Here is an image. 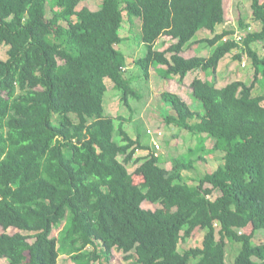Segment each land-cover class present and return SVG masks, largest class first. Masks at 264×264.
I'll return each mask as SVG.
<instances>
[{
	"label": "trees",
	"instance_id": "16d2710c",
	"mask_svg": "<svg viewBox=\"0 0 264 264\" xmlns=\"http://www.w3.org/2000/svg\"><path fill=\"white\" fill-rule=\"evenodd\" d=\"M230 1L101 0L92 10L89 0H0V47L9 46L0 59V260L58 264L68 255L73 264H113L117 250L134 264H229L232 243L240 245L234 264H264V242L253 241L264 232V95L253 94L264 57L252 46L264 39V0H249L262 28L250 32L241 20V40L216 32ZM125 15L141 20L146 54L136 64L147 79L155 68L182 83L189 72L216 71L236 49L255 67L251 85L195 77L188 89L201 111L178 92L161 93L165 122L200 139L171 169L155 148L136 156L149 146L125 129L129 119L118 116L116 131L117 118L105 114L106 78L127 104L137 94L118 48ZM204 29L214 36L196 42ZM164 38L174 42L157 49ZM198 43L214 48L211 55H183ZM210 152L223 163L191 184L184 172ZM197 230L201 246L181 252Z\"/></svg>",
	"mask_w": 264,
	"mask_h": 264
},
{
	"label": "rangeland",
	"instance_id": "374dc122",
	"mask_svg": "<svg viewBox=\"0 0 264 264\" xmlns=\"http://www.w3.org/2000/svg\"><path fill=\"white\" fill-rule=\"evenodd\" d=\"M228 11V20L226 23L217 28L216 32L221 33L224 30H233L234 33L244 35L247 30L250 32H256L261 30L262 24L256 22L251 13V6L249 0H231ZM101 6V0H91L89 7L92 10H97ZM52 11L48 6V16H51ZM243 20L247 26V30L241 28L240 21ZM141 20L138 17H133V22L128 20V16L125 15V21L120 29V34L124 37L123 42L118 44V48L121 49L127 58L126 69L124 70L125 78L130 79V86L136 91V95H130L129 103L123 100V92L115 87L114 82L110 78H106V84L108 90L104 97L105 114L117 118L115 121L116 131L118 130V124L120 119L118 116H124L129 119L125 122V129L129 134L136 138L141 136L143 142H145L149 149L137 151L136 156H143L151 152V148L157 154H164L167 162L164 166L167 169H171L172 164L170 161L173 157L188 158L191 156L189 150L196 148L200 139H194L189 133L179 127H174L165 122L166 110L162 103L161 93L164 91L178 92L181 96H185L191 107L197 111H201L202 103L196 99L191 93H189V84L195 77H202L215 83L218 87L225 86L227 83L234 80H242L246 84L251 85L255 77V67L253 66L252 59L246 53H241V50H234L232 53L226 55L220 62L216 71L202 72L197 71L187 76V81L179 83L176 79H164L160 76L159 72L152 68L150 70V76L147 79L136 64V59L146 54V46L141 39L140 32ZM214 34L209 30L200 31L195 40L199 42L200 39L213 37ZM168 40V39H166ZM174 41H166L167 45L172 44ZM157 45V44H156ZM162 41L156 46L157 49H164ZM253 48L258 52L261 57H264V39L255 41L252 44ZM9 46L2 45L0 47V59H7ZM214 48L205 44L198 43L196 48H187L183 52L184 56H194L195 52L198 55H211ZM195 51V52H194ZM237 53L242 54L241 58H236ZM189 79V80H188ZM254 95H264V78L261 75L258 77L255 87L253 89ZM173 113V109L170 110ZM116 134V133H115ZM116 139L119 140L116 134ZM157 145H159L157 147ZM205 147L210 149L213 146V140L207 138L204 141ZM205 162H198L195 169L185 171L184 174L193 178L190 180L191 184L196 183V178L207 171L215 170L219 165L223 163L222 153L210 152L205 153ZM137 164L131 163L128 165L129 170L133 172ZM143 207L146 209L155 210L156 205L145 201ZM63 225V224H62ZM60 228H56L53 231V236H57ZM204 231L197 230L193 236L186 241H182L179 245L181 252L194 246H201ZM219 237V235H218ZM255 243L264 242V232L260 231L256 234L254 240ZM240 245L228 243L227 261L229 264H234L235 255L238 253ZM91 249V248H89ZM124 253L114 250L113 264H134L135 258L125 259ZM195 259H191L188 264H195ZM7 260H0V264H7ZM58 264H73L68 255H61L58 259ZM96 264H98L96 262Z\"/></svg>",
	"mask_w": 264,
	"mask_h": 264
},
{
	"label": "crops",
	"instance_id": "0c3cea01",
	"mask_svg": "<svg viewBox=\"0 0 264 264\" xmlns=\"http://www.w3.org/2000/svg\"><path fill=\"white\" fill-rule=\"evenodd\" d=\"M90 1H91V0H89V2H90ZM164 40H165V42L162 43V44L165 45L164 48H166V47L168 46L167 43H166V41H168V40H166L165 38H164ZM169 41H170V40H169ZM158 43H159V42H158ZM158 43H156V44L158 45ZM157 45H156V46H157ZM156 46H155V47H156ZM196 47H197V45H196L194 48H196ZM156 48H157V47H156ZM161 49H163V48H161ZM184 52H185V51H184ZM194 52H195V51H194ZM195 55H198V53L195 52ZM188 57H190V56H188ZM194 72H197V70L194 71ZM191 73H192V72H189L188 75H190ZM188 75H187V76H188ZM187 76L185 77L184 81H185V80L187 81ZM188 80H189V79H188ZM196 138H197V137H195V139H196Z\"/></svg>",
	"mask_w": 264,
	"mask_h": 264
},
{
	"label": "built area",
	"instance_id": "2783aa9c",
	"mask_svg": "<svg viewBox=\"0 0 264 264\" xmlns=\"http://www.w3.org/2000/svg\"><path fill=\"white\" fill-rule=\"evenodd\" d=\"M234 38L237 39V40H241L242 37H241V35H239V34H235V35H234ZM158 146H159V145H157V147H158Z\"/></svg>",
	"mask_w": 264,
	"mask_h": 264
}]
</instances>
